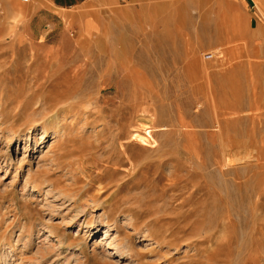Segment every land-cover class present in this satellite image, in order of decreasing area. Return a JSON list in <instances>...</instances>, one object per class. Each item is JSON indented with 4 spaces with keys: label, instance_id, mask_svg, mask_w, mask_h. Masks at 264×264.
Segmentation results:
<instances>
[{
    "label": "rangeland",
    "instance_id": "rangeland-1",
    "mask_svg": "<svg viewBox=\"0 0 264 264\" xmlns=\"http://www.w3.org/2000/svg\"><path fill=\"white\" fill-rule=\"evenodd\" d=\"M0 264H264V25L0 0Z\"/></svg>",
    "mask_w": 264,
    "mask_h": 264
},
{
    "label": "crops",
    "instance_id": "crops-1",
    "mask_svg": "<svg viewBox=\"0 0 264 264\" xmlns=\"http://www.w3.org/2000/svg\"><path fill=\"white\" fill-rule=\"evenodd\" d=\"M35 6H40L44 10H64L68 8H77L85 5L91 0H31ZM106 3H114L119 0H101ZM133 1V0H123ZM151 1V0H140ZM227 3L230 9L242 8L248 12L249 24L264 25V0H222ZM17 0H14L16 5Z\"/></svg>",
    "mask_w": 264,
    "mask_h": 264
},
{
    "label": "bare ground",
    "instance_id": "bare-ground-1",
    "mask_svg": "<svg viewBox=\"0 0 264 264\" xmlns=\"http://www.w3.org/2000/svg\"><path fill=\"white\" fill-rule=\"evenodd\" d=\"M76 43H78L77 41H76ZM99 56V55H98ZM101 56V55H100ZM43 88H41V90H42ZM40 90V89H39ZM43 91V90H42ZM52 91V90H51ZM50 91V92H51ZM40 94H42V92L40 91L39 92ZM47 95H49V93L47 94ZM52 95H53V93H52ZM51 95V96H52ZM58 96V95H57ZM61 96V95H60ZM67 96V95H66ZM65 96V99H67L68 97H70V96H67L66 97ZM56 98H58V97H56ZM49 99H50V97H49ZM62 99H63V97H62ZM64 99V100H65ZM51 100V99H50ZM52 100H54L55 101V98H53ZM69 101V100H68ZM51 102V101H50ZM57 103H59L58 101H56ZM48 103V102H47ZM60 103H62L61 101H60ZM37 105L39 104V102H37L36 103ZM56 104V103H55ZM54 104V105H55ZM68 104H70V103H68ZM56 106V105H55ZM69 107V106H68ZM51 108V107H50ZM64 107H58V109H61V110H63L64 111V109H63ZM66 108V107H65ZM53 109H56L55 107H53L51 110H53ZM57 111V110H56ZM58 112V111H57ZM57 114V113H56ZM54 116V115H53ZM29 129H31V128H29ZM28 129V130H29ZM55 131H56V129H55ZM29 132H30V130H29ZM53 133H54V131H53ZM56 133V132H55ZM56 136V135H55ZM30 178V177H29ZM45 192H46V194L45 195H49V196H52V198H53V201L54 200H57V199H59V197H63L64 199L66 198V197H72V196H69V195H64V194H61V192L60 191H58L57 189H56V187L54 186V185H50L49 187H48V189L47 190H45ZM70 198H67L66 200H68V201H71L72 199H70ZM92 202H93V200H91ZM65 203V202H64ZM73 205H81L78 201L76 202V200L72 203V206Z\"/></svg>",
    "mask_w": 264,
    "mask_h": 264
},
{
    "label": "built area",
    "instance_id": "built-area-1",
    "mask_svg": "<svg viewBox=\"0 0 264 264\" xmlns=\"http://www.w3.org/2000/svg\"><path fill=\"white\" fill-rule=\"evenodd\" d=\"M29 0H21L22 3H28Z\"/></svg>",
    "mask_w": 264,
    "mask_h": 264
}]
</instances>
